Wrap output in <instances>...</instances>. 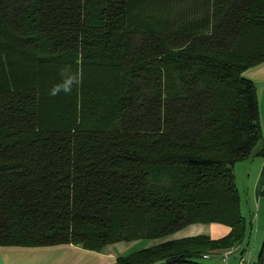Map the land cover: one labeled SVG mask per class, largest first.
Wrapping results in <instances>:
<instances>
[{"label": "trees", "instance_id": "obj_1", "mask_svg": "<svg viewBox=\"0 0 264 264\" xmlns=\"http://www.w3.org/2000/svg\"><path fill=\"white\" fill-rule=\"evenodd\" d=\"M262 61L264 0H0V245L99 251L202 222L228 231L110 264L248 258L233 164L262 156L264 197L243 74ZM62 69L82 83L53 97ZM250 260L264 264V232Z\"/></svg>", "mask_w": 264, "mask_h": 264}, {"label": "crops", "instance_id": "obj_2", "mask_svg": "<svg viewBox=\"0 0 264 264\" xmlns=\"http://www.w3.org/2000/svg\"><path fill=\"white\" fill-rule=\"evenodd\" d=\"M243 74L255 81L257 87L258 85L260 86L259 88L262 92L260 101L261 112L262 105L264 104V61L246 68ZM253 197L256 202L255 209L257 214L255 215V220H253L252 215L249 229L250 234L253 229V222L256 224L255 230L257 232L260 229L264 232V224H262V227L259 224V222L264 223V214L259 217L260 211H264V200L257 193L256 187ZM205 229L206 234H209L211 237H218L228 231V226L221 225L220 223H210L206 225ZM185 233L183 234L184 236L192 234L188 231ZM117 243L106 244L99 251L85 249L72 243L37 246L0 245V264H110L119 255L113 247ZM237 257V251L229 252L225 262L227 264H237Z\"/></svg>", "mask_w": 264, "mask_h": 264}, {"label": "rangeland", "instance_id": "obj_3", "mask_svg": "<svg viewBox=\"0 0 264 264\" xmlns=\"http://www.w3.org/2000/svg\"><path fill=\"white\" fill-rule=\"evenodd\" d=\"M255 83V81H254ZM256 84V83H255ZM261 84V83H260ZM257 87V97H258V105H259V114H260V123H261V130L262 135L264 136V104L262 105L261 112H260V101H261V89ZM262 141L259 140L256 145L254 146V151L261 147ZM262 156L258 154H250L248 157L238 160L233 164V172H234V179L239 191L240 195V209L244 216H246L248 221H251L252 215L253 220L256 218L257 211L255 209L256 202L253 197V193L255 191L259 171L262 165ZM263 200L264 198L261 197ZM264 203V201H263ZM264 214V211H260L259 217ZM210 223H202V222H193L188 225H185L181 227L180 229L156 238H138L128 241H120L117 244H115L114 249L118 254H126L133 250L150 246L152 244H155L157 242L163 241L168 238H173L177 236H184L183 234L185 232H190L192 234L195 233H205L206 232V225ZM221 224V223H220ZM260 226L262 227L263 222L260 223ZM222 225V224H221ZM255 225L253 222V229L251 234L248 233L247 239H246V248L244 250V254L246 257L250 259H254V256L256 255V252L258 250L259 244L261 242V238L263 235V230H259L258 232L255 230ZM198 226V227H197ZM190 228V229H188ZM188 229V230H187ZM187 234V233H185ZM227 257V256H226ZM226 257L223 255L219 258L216 256H213L209 259V261L213 262L214 264H227Z\"/></svg>", "mask_w": 264, "mask_h": 264}, {"label": "clouds", "instance_id": "obj_4", "mask_svg": "<svg viewBox=\"0 0 264 264\" xmlns=\"http://www.w3.org/2000/svg\"><path fill=\"white\" fill-rule=\"evenodd\" d=\"M62 80L54 85L50 90V95L56 97L61 93L70 94L74 86L78 87L82 83V77L79 71L71 73L68 69L61 70Z\"/></svg>", "mask_w": 264, "mask_h": 264}, {"label": "built area", "instance_id": "obj_5", "mask_svg": "<svg viewBox=\"0 0 264 264\" xmlns=\"http://www.w3.org/2000/svg\"><path fill=\"white\" fill-rule=\"evenodd\" d=\"M229 252H230V251H226V252H224V253H223V256L226 257V256L228 255ZM237 264H253V263L251 262L250 259L241 256V257L237 260Z\"/></svg>", "mask_w": 264, "mask_h": 264}]
</instances>
